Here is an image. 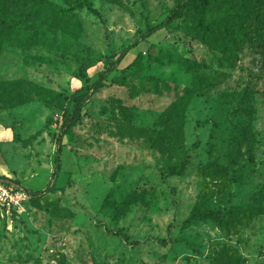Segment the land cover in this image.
Listing matches in <instances>:
<instances>
[{"label":"rangeland","instance_id":"rangeland-1","mask_svg":"<svg viewBox=\"0 0 264 264\" xmlns=\"http://www.w3.org/2000/svg\"><path fill=\"white\" fill-rule=\"evenodd\" d=\"M180 1L90 0L78 35L52 16L67 0L8 6L0 176L34 198L0 211V264H264V34L228 15L239 0H209L143 39ZM128 47L68 127L55 175L70 96ZM201 208L228 222L192 219Z\"/></svg>","mask_w":264,"mask_h":264},{"label":"trees","instance_id":"trees-1","mask_svg":"<svg viewBox=\"0 0 264 264\" xmlns=\"http://www.w3.org/2000/svg\"><path fill=\"white\" fill-rule=\"evenodd\" d=\"M16 0H0V53L3 49V45L6 42L7 39V33L13 28V24L8 21L7 16V8L12 3H15ZM209 0H182L178 2L177 6L171 11V13L166 17L165 20L158 23L157 25L151 27L148 31H146L143 34V39H146L148 36L152 35L157 30L161 29L165 25L173 22L174 20L178 18H182L188 14H193L195 11H200L201 9L205 8L208 5ZM67 3L69 5V8L65 7H59L56 8V10L53 13V17L56 18L57 23H63L67 25L68 22L71 23L72 27L76 29L73 35H78V33L81 30V22L77 18L75 10L82 9L84 7L90 6V0H67ZM239 3L241 5V9L233 12H230L228 15L232 17H236V20H238L239 27H243L249 19L252 21L257 20L258 21V29L262 31L264 34V0H239ZM215 24L214 22H209L206 26V29L213 28ZM235 23L230 24L233 25ZM233 28V27H232ZM232 30V29H231ZM233 30H235L233 28ZM264 40V38H263ZM138 43V40L131 44V46L136 45ZM129 46V47H131ZM128 48L122 50V52L119 54V56L115 60H111L110 65L107 66V68L100 73L97 80L94 82H86L83 86L78 88L71 96L70 98L74 101L72 110L66 108L64 110L63 116H62V130L61 133L57 137L58 142V150L57 155L55 158L56 161V170L55 175L58 174L59 168L61 165V159H60V153L63 149L62 144V138L67 133L68 127L72 125L73 123L78 122L82 117V108L86 105V103L90 100L92 94L102 88L106 85V81L108 79V75L115 69V66L119 64L123 58L126 56ZM13 84V81H1L0 80V107L4 106V103L6 102L2 96L4 95L6 90H2V86L10 87ZM198 92V89H187L186 93L181 98V106L185 108L188 103L190 102L191 98ZM44 99L48 100L46 97ZM171 120L172 124H175V118L173 117ZM189 165V158H184L181 163H173L169 166L168 169V175H184L187 167ZM58 189L56 187L49 186L47 187L45 193H55ZM32 195V194H31ZM34 198L32 195L31 199ZM30 199V200H31ZM29 200V201H30ZM249 208L245 207L243 209V214L248 212ZM253 211V215L257 214L258 212ZM255 212V213H254ZM192 219H200V220H206L211 219L217 223H223L228 222L226 220V217L221 214V212H211L201 209L195 210L191 214Z\"/></svg>","mask_w":264,"mask_h":264},{"label":"built area","instance_id":"built-area-1","mask_svg":"<svg viewBox=\"0 0 264 264\" xmlns=\"http://www.w3.org/2000/svg\"><path fill=\"white\" fill-rule=\"evenodd\" d=\"M32 195L18 182L0 176V211L20 212Z\"/></svg>","mask_w":264,"mask_h":264}]
</instances>
